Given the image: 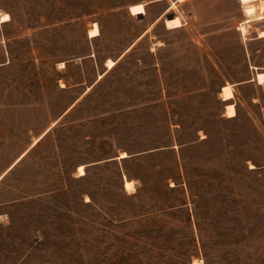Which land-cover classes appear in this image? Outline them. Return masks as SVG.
<instances>
[{"label":"rangeland","instance_id":"obj_1","mask_svg":"<svg viewBox=\"0 0 264 264\" xmlns=\"http://www.w3.org/2000/svg\"><path fill=\"white\" fill-rule=\"evenodd\" d=\"M238 13L0 0V264H264V41Z\"/></svg>","mask_w":264,"mask_h":264},{"label":"crops","instance_id":"obj_2","mask_svg":"<svg viewBox=\"0 0 264 264\" xmlns=\"http://www.w3.org/2000/svg\"><path fill=\"white\" fill-rule=\"evenodd\" d=\"M247 1L233 0L239 11V15L234 19L237 24L236 30L240 32L242 41L248 46L253 41H264V0ZM248 7L254 8L252 14L248 13ZM243 27L247 32L243 31Z\"/></svg>","mask_w":264,"mask_h":264},{"label":"bare ground","instance_id":"obj_3","mask_svg":"<svg viewBox=\"0 0 264 264\" xmlns=\"http://www.w3.org/2000/svg\"><path fill=\"white\" fill-rule=\"evenodd\" d=\"M181 1H183V0H181ZM243 1L248 2L247 0H243ZM131 11L134 15H137V14H142L146 10H145V6L143 4H138V5L133 6ZM247 11H248V13L252 14V12L254 11V8L248 7ZM5 17H7V19H9V15H6ZM166 25L168 28H172V29L180 28L183 26V22H182L180 17H175L174 19H172V18L168 19L166 21ZM245 27H243V31L247 32ZM99 32H100L99 26H98V24H95V27L91 30L90 35H91V37H95V36L99 35ZM109 64L112 66L115 63H114V61L110 60ZM257 80L260 84H264V72L257 74ZM223 95H224L225 100H229V99L233 98L234 94H233L231 86L224 87V94ZM227 108L229 110V115L231 117L236 115L234 105H229ZM121 157H123V158L127 157V154H122ZM84 170H85V166L84 165L80 166V171L82 172V174H85ZM133 186H134V183L132 181L126 182V187L128 189H132Z\"/></svg>","mask_w":264,"mask_h":264},{"label":"snow or ice","instance_id":"obj_4","mask_svg":"<svg viewBox=\"0 0 264 264\" xmlns=\"http://www.w3.org/2000/svg\"><path fill=\"white\" fill-rule=\"evenodd\" d=\"M4 19H7V17H4Z\"/></svg>","mask_w":264,"mask_h":264},{"label":"water","instance_id":"obj_5","mask_svg":"<svg viewBox=\"0 0 264 264\" xmlns=\"http://www.w3.org/2000/svg\"><path fill=\"white\" fill-rule=\"evenodd\" d=\"M170 18V17H169Z\"/></svg>","mask_w":264,"mask_h":264}]
</instances>
